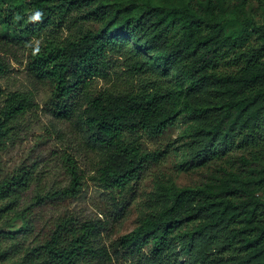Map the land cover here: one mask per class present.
I'll return each mask as SVG.
<instances>
[{
	"label": "trees",
	"instance_id": "1",
	"mask_svg": "<svg viewBox=\"0 0 264 264\" xmlns=\"http://www.w3.org/2000/svg\"><path fill=\"white\" fill-rule=\"evenodd\" d=\"M10 1L14 10L0 18L2 54H14V45L40 36L56 17L75 13V19L70 16L75 24H99L95 30H77L60 44L46 39L41 50L30 53L28 72L51 83L54 117H77L103 154L98 170L102 188L122 193L137 180L145 164L162 154L144 151L136 145L138 138L161 137L181 114L194 121L186 145L188 168L235 151L247 154L236 159V171H225L212 183L162 188L154 200L157 208L121 236L116 247L134 264H176L178 250L191 257V264H264V200L259 196L264 192V23L231 15L227 0L177 5ZM4 26L12 28L2 33ZM118 63L126 77L142 80L138 88H110L90 96V82L108 76ZM7 72L0 60V80ZM0 100L2 152L19 139L21 120L34 102L1 89ZM61 164L65 187H35L38 179L28 166L0 180V242L8 244L0 246V264H113L101 220L65 211L49 220L44 234L37 227L38 212L79 193L75 160L63 154Z\"/></svg>",
	"mask_w": 264,
	"mask_h": 264
},
{
	"label": "rangeland",
	"instance_id": "2",
	"mask_svg": "<svg viewBox=\"0 0 264 264\" xmlns=\"http://www.w3.org/2000/svg\"><path fill=\"white\" fill-rule=\"evenodd\" d=\"M118 2L125 0H104ZM155 4L177 5L184 0H152ZM196 2L197 0H191ZM231 7V15L240 19H253L258 25L264 23V0H227ZM245 3L242 10L239 4ZM15 3L10 0H0V18H6L14 10ZM72 15V16H71ZM65 18L56 17L54 24L40 36L26 37L21 46L14 45V54L0 53V60L5 61L8 72L0 80V89L4 93L19 92L28 95L34 102L31 111L21 120L20 136L15 144L0 152V180L11 175L20 166L34 169L38 181L35 187L49 190L51 187H65L68 178L62 168L63 154L72 157L79 169L80 190L74 198L48 206L37 213L36 225L41 227L42 234L48 228L49 220L63 212H72L84 220H101L104 224V243L109 250L113 264H134L115 243L123 235L136 228L139 220L157 208L155 197L162 188L175 186L177 188H194L205 183H212L223 173L236 171V159L242 153L235 151L219 161H212L204 167L188 168L187 143L194 127V121L189 115L181 114L161 137L149 138L141 136L136 145L146 152H161L156 161H148L139 178L132 182L122 193L110 192L100 184L99 167L103 157L101 151L88 139L85 126L78 122L77 117L71 120H59L54 117L49 105L52 85L47 80H38L28 72L29 56L32 51L41 50L46 39L53 44H60L74 37L77 30H95L99 24L81 23L71 20L77 14L72 13ZM71 16V17H70ZM1 28V27H0ZM11 26L2 27L6 33ZM108 76L95 78L90 82L89 95L113 88L114 90L131 91L138 88L142 80L126 77L123 68L118 63L108 70ZM148 78V81H152ZM168 80L175 81V75L169 71ZM147 82V81H143ZM84 100L80 112L85 108ZM1 108V100H0ZM34 166V167H33ZM33 186V188H35ZM264 200V192L259 195ZM1 247L8 246L0 242ZM150 255L149 252H146ZM174 257L176 264H191V257L178 250ZM173 259V258H172ZM14 260H17L14 259ZM13 260V261H14ZM198 264V263H195Z\"/></svg>",
	"mask_w": 264,
	"mask_h": 264
}]
</instances>
